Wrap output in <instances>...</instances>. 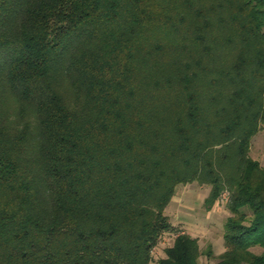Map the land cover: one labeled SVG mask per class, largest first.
I'll return each instance as SVG.
<instances>
[{
    "label": "trees",
    "instance_id": "obj_1",
    "mask_svg": "<svg viewBox=\"0 0 264 264\" xmlns=\"http://www.w3.org/2000/svg\"><path fill=\"white\" fill-rule=\"evenodd\" d=\"M259 132L264 0H0V264H151L193 183L225 252L158 264H264Z\"/></svg>",
    "mask_w": 264,
    "mask_h": 264
},
{
    "label": "rangeland",
    "instance_id": "obj_2",
    "mask_svg": "<svg viewBox=\"0 0 264 264\" xmlns=\"http://www.w3.org/2000/svg\"><path fill=\"white\" fill-rule=\"evenodd\" d=\"M251 157L264 167V132H259L252 140ZM210 188L193 183L180 186L166 209V215L178 230L164 234L159 245L153 251V263L158 264L166 258L165 251L171 248L178 234L187 233L199 240L202 251L213 250L216 257L225 252L223 238L224 223L230 216L227 209V194L216 204L212 211H207L205 202ZM254 252L260 253L259 250ZM216 260L202 257L200 264H215Z\"/></svg>",
    "mask_w": 264,
    "mask_h": 264
}]
</instances>
